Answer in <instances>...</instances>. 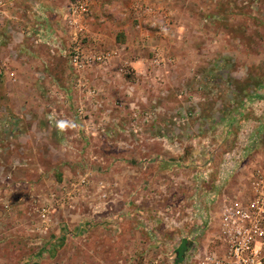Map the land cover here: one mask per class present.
<instances>
[{
    "label": "rangeland",
    "instance_id": "rangeland-1",
    "mask_svg": "<svg viewBox=\"0 0 264 264\" xmlns=\"http://www.w3.org/2000/svg\"><path fill=\"white\" fill-rule=\"evenodd\" d=\"M172 1L162 9L146 1L145 4L151 6V11H138L140 14L136 17L139 18L135 21L140 19L143 23L144 29L138 28L139 33L145 29L164 33L166 21L173 20L170 17L169 20L165 15L170 13L174 6L179 10L178 21L185 25H181L184 30L176 33L184 35L182 43H185V47L190 49L188 52L193 54L188 57V61L183 58V64L188 65V73L192 74L188 76L189 79L194 84H197V79L199 83L197 87H187L189 89L186 97H190L193 102L194 97L189 94L195 95V99L199 97L200 102L205 98V103L201 106L203 116L206 115L204 129L188 136H174L172 139L175 147L167 152L163 133L159 136H130V141L127 140L128 147H116L114 144L112 147H106L107 150L94 147L92 159L96 157L94 162L98 166L101 164V168V159L106 155L115 161L121 160V184L122 172H125L128 166L132 170L127 174L129 182H125V186L129 188L121 185V197L115 195L117 189L114 191L115 187L118 188L114 182L116 169L104 176L112 183L114 196L108 201V205L103 204L100 209L102 211L98 213L107 216L121 210L122 215L125 208L137 213L134 217L121 221V233L113 232L109 227L106 230L103 225L99 227L97 220V223L93 222L94 228L84 239L79 237V234L71 233L74 225L71 224L70 232V227L62 222L55 223L49 232L50 235L46 234L42 243H37L40 239L36 227L39 221L38 210L41 198L49 192L51 183L32 185L29 181L44 174L39 172V161L44 160L47 166L50 161L30 148L57 147L65 152L68 150V143L65 137L58 134L56 126L52 130L46 128L44 116L47 105L40 111L42 120L33 116L25 120L20 114L21 105L18 102L2 101L1 97L19 91L17 82L10 77L11 71V80L8 74L6 76L10 83L4 79L5 73L0 74L4 79L0 80V264H176V249L184 239H193L196 236L198 245H207L218 234L223 195H233L240 190L248 195V179L256 171H264V102L258 99V96L264 93V0ZM164 10L167 11L166 14L161 12ZM134 25L137 27L136 23ZM167 29L169 31V28ZM233 71L238 72L237 83L239 82V87L242 86V92L245 91L246 75H253V96H247L246 105L240 103L236 107L229 102L232 85H229V82L236 81ZM219 79L222 80V88L215 86V80ZM53 89L56 90L57 87ZM243 97L241 94L239 101H242ZM176 100L179 99L176 97ZM56 101L61 104L58 99ZM142 103L143 108L148 109L150 102ZM193 104L188 107L194 108ZM161 105L156 104L155 108ZM234 106L237 110H243L240 119H222L220 114L229 115ZM33 109L34 106L29 105L31 113L34 112ZM23 110L25 111V108L22 107L21 112ZM181 110L183 109L170 113L177 115ZM50 112L51 110L47 114ZM190 113L192 112L187 114ZM81 151V156H88V151ZM160 158L170 159L179 167L173 170L171 183H163V180L150 183L149 176L156 168L148 166L147 169H142V178L146 180L143 198L131 196L136 189L133 178L139 171L137 167L140 162L149 163ZM198 161L207 170L204 179L189 171L195 169L193 165ZM207 164L210 165L206 166ZM219 164L220 168L221 165L223 168L222 183H217ZM183 166L190 169L181 171ZM79 168L73 169V175ZM23 178L30 180L25 182ZM237 179L238 188L234 189L232 186L236 184L234 181ZM124 187L128 193L126 196H123ZM221 188H225L226 193L223 194ZM201 192L203 194H200ZM82 210L89 211L84 206ZM90 213H94L92 209ZM106 221L104 219V223L108 224ZM202 226L206 228L200 235ZM57 228H62V231L68 233L63 238L64 241L46 242V237H57ZM183 264L190 262L185 259Z\"/></svg>",
    "mask_w": 264,
    "mask_h": 264
},
{
    "label": "crops",
    "instance_id": "crops-1",
    "mask_svg": "<svg viewBox=\"0 0 264 264\" xmlns=\"http://www.w3.org/2000/svg\"><path fill=\"white\" fill-rule=\"evenodd\" d=\"M5 1L6 6L0 9V74L2 72L5 73L3 76H5L4 79L7 80V83H10L8 81L10 79V71L14 72L15 75L17 74L15 82H17L16 85L19 92L8 93L4 97L0 96L3 99L2 101H7L8 103L18 102L21 105V110L22 107L25 108V111L21 112L20 110V114L25 120H28L30 116L34 118L39 117L42 120L40 111L47 105L44 121L47 122L46 128L49 127L50 130L55 128V126H50L47 117V113L52 107H57L60 113L68 120L66 131L56 126L58 134L65 137V141L68 143L66 145L65 142V145L68 150L62 152L57 147H31L30 149L33 151L44 155L50 161V165L47 166L43 162L44 160H38L39 172H43L44 174L31 179L34 181H31L29 178H23L25 182L30 180L29 183L32 185L43 182L51 183L50 191L57 187L64 179L72 178L75 167H80L77 172L79 170L84 171L83 169H94V171L92 170L94 180H98L101 176L104 178V176L108 175L109 171L116 169L114 182L118 188L115 187L114 191L117 189V194L115 195L121 197V185L125 186V182H129L127 174L132 170L128 166L127 168L130 171H127V169L125 172H122L121 184V160L115 161L106 155L102 157L103 166L101 168V164L98 166L92 160V156L95 153L94 147H101V150L106 147H112L113 144L116 147H128L127 140L129 139L128 141H130V136L139 134L159 136L163 133L165 135L164 146L167 152L175 147L172 139L174 136H178L179 134L188 136L190 133L199 132L204 129L206 115L203 116L201 106L205 103V98L203 97L201 99L202 102H200L197 95L195 99V95L189 94V96L192 95L194 97L195 102L197 100V103H195L189 99L190 97H186L188 89L194 88V86L197 87L199 83L197 79H195L197 84H194L189 79L188 76H192V74L188 73V65L183 64L182 59L184 58L188 61V57L193 56V54L189 53L190 49L185 47V43H182L184 35H177L176 33L184 30V27L181 26L184 23L181 24L178 21L179 10L174 6L173 9H170V13L166 14V10L161 11L166 14V18L170 17L171 20L173 19L172 22L166 21L167 27L164 33H158L155 30L148 31L147 29L139 33L138 28L142 27L144 29L143 23L140 19H138V22L135 21L139 18L136 16L140 14L135 8L139 3L147 1L149 4L152 2L162 9L172 3V0H90L91 12L87 17V46L96 51L117 49L120 53L114 59L110 71L106 72L100 68H95L84 74L86 81L91 86L101 90V96L98 99L99 106L95 104L96 100L89 98L85 92L77 87V74L70 64L68 30L63 20L64 10L70 0ZM173 5L171 4V6ZM168 7L170 8V5ZM134 23H136L137 27H135ZM167 28H169V31H167ZM155 50L162 51L170 59L169 63L162 67L151 65L150 59ZM197 56L200 57L199 53H197ZM199 57H197L198 60H200ZM125 60L131 62L133 73L121 78L116 77V69L122 66ZM237 73L233 71L236 81L233 83L229 82V85L232 84L230 85L229 102L235 106H238L240 103L246 105L248 103L247 96L249 94L251 95H249L250 97L253 96V75L252 73L246 75L245 91L242 92V86L240 85L239 87V82L237 83ZM7 74L9 79L6 77ZM4 79L0 77L1 81ZM215 82H217L215 86L222 88V80H215ZM261 85L263 86V84ZM53 87L60 88L67 94L68 101L66 103L58 104L52 93ZM262 88L264 90V87ZM183 89H186V95H181L180 91H183ZM241 94L244 97L242 101H239ZM263 94L258 96V99L264 102ZM29 96L32 97L30 98ZM141 97L147 98V101L150 103L148 109H145L141 102L138 104L139 109L137 111L134 109L133 102L139 100ZM176 97L179 99L178 101ZM118 101L124 103L121 109H115L113 106ZM159 103L162 105L156 106V108L162 111H157L152 120L144 121L145 112H151L155 109V105ZM192 103L195 104V107L191 109L188 106ZM29 105L34 106V112H30ZM79 106H85L88 109L91 120L95 122V135L87 134L79 124L80 120L74 117V113ZM235 106L229 115L220 114L221 118L226 119V117H229L234 121H238L242 116L243 110L241 109L240 111V108L237 110V106ZM151 107L153 108L150 109ZM111 108L114 109L104 125V112L106 109L111 110ZM180 109L183 110L176 113L177 115L171 114ZM190 109L191 111H189ZM136 111L139 117L135 115ZM188 112H192L190 113L188 122L184 127H178L173 120L180 115L183 117ZM136 117L139 122H134ZM136 129H139L138 133L135 132ZM181 146H183L182 143ZM80 151H88V156L83 157L85 154L81 156ZM209 165L207 164L206 166ZM148 166L156 168L149 176L150 183H153L154 180H163V183L172 181L173 170L179 168L170 159L162 160L160 158L149 163L140 162L137 167L139 171L137 173L134 172L137 174L133 178L136 189L131 196L143 198V187L146 184V180L142 178V169H147ZM187 167L183 166L181 171L189 170L190 168L187 169ZM193 167L195 169H190L189 171L199 175L200 179H204L203 176H206L207 171L205 167L199 161ZM221 168L218 172L217 183L223 182V168ZM99 169L101 172H99ZM236 173L238 174V171ZM30 178H33V176H30ZM188 181L191 182L190 180ZM237 181L238 179L234 183ZM236 185L238 184L236 183L232 187L237 189L238 186ZM125 187L129 188V186ZM125 187L123 188V196L128 194L125 191ZM221 189L223 190V194L226 193L225 188ZM200 194L203 193L201 192ZM87 195L78 198V201L74 205L61 210L57 215V224L63 222L65 226L70 227V232L71 224L72 226L74 225L73 232L71 233L79 234V237H84V239L87 238V234L94 228V221L97 223V220H99V227L103 225L102 227L105 226V229L109 227L113 232L117 231L121 233V221L134 217L137 214L132 213V210H126V208L122 215L121 210L107 216H103V213H98L102 211L100 209L103 204L108 205V201L113 198V189L109 193V199L104 201L99 195L96 183H94ZM81 204L90 212L92 209L94 213L92 214L88 210V212H84ZM104 219L107 220L108 224L104 223ZM87 222H89L88 225ZM56 234L57 237L50 236L44 240L46 242L51 240L53 243L61 241L62 243L64 241L63 238L68 233L62 231V228H57ZM40 254L39 257H41ZM42 255L44 257L45 254L42 253Z\"/></svg>",
    "mask_w": 264,
    "mask_h": 264
},
{
    "label": "built area",
    "instance_id": "built-area-1",
    "mask_svg": "<svg viewBox=\"0 0 264 264\" xmlns=\"http://www.w3.org/2000/svg\"><path fill=\"white\" fill-rule=\"evenodd\" d=\"M6 6L5 0H0V9ZM151 6L145 3L136 5L137 11H151ZM90 0H70L63 13V20L68 30L69 59L70 64L77 74L76 85L89 98L95 101L97 106L101 96V90L93 87L86 81L85 72L100 68L106 72L112 68V63L119 56V50L109 49L96 51L86 44L87 38V17L90 14ZM170 59L162 51L155 50L150 59L154 67H162L169 63ZM116 77H125L133 73V66L130 61L125 60L122 66L116 71ZM10 77L15 80V73L11 72ZM52 93L60 103H66L68 97L60 89H52ZM186 95V91L181 95ZM147 98L141 97L133 102L134 109L138 111L141 102H146ZM115 109H121L124 103L121 101L114 103ZM106 109L103 116V124L108 121V116L113 109ZM136 114L137 117L138 114ZM159 108L151 112H145L144 121L152 120ZM194 113V112H193ZM191 114L183 117H176L174 122L177 126L186 124ZM74 117L80 120V125L87 134L95 135V122L91 120L89 111L85 106H79ZM134 122H139L138 118ZM68 120L60 113L57 107H52L48 115L50 126H58L64 131L67 130ZM136 133L139 129L135 130ZM92 160H96L93 157ZM103 161V159H101ZM91 169L78 171L72 178L64 179L54 189L44 194L39 207V221L36 224L40 236L38 244L42 243L43 236L48 234L54 224H57L58 213L74 205L78 198L89 194L90 187L96 183V188L102 199H109L112 190V183L104 178L94 180ZM249 193L241 190L233 195H223L220 205L219 229L207 245L195 242L194 246L186 253L185 259L190 264H264V171H256L248 179ZM88 196V195H87ZM80 201V200H79ZM202 235L206 226L201 227Z\"/></svg>",
    "mask_w": 264,
    "mask_h": 264
},
{
    "label": "trees",
    "instance_id": "trees-1",
    "mask_svg": "<svg viewBox=\"0 0 264 264\" xmlns=\"http://www.w3.org/2000/svg\"><path fill=\"white\" fill-rule=\"evenodd\" d=\"M196 242V236L193 239H184L178 249H176V264H183L187 251L194 246ZM197 243V242H196Z\"/></svg>",
    "mask_w": 264,
    "mask_h": 264
}]
</instances>
